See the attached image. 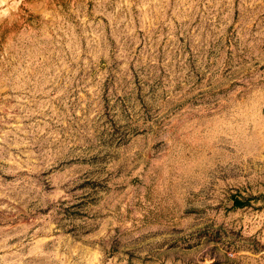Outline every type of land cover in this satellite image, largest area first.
<instances>
[{
	"label": "rangeland",
	"instance_id": "obj_1",
	"mask_svg": "<svg viewBox=\"0 0 264 264\" xmlns=\"http://www.w3.org/2000/svg\"><path fill=\"white\" fill-rule=\"evenodd\" d=\"M0 264H264V0L1 2Z\"/></svg>",
	"mask_w": 264,
	"mask_h": 264
},
{
	"label": "trees",
	"instance_id": "obj_2",
	"mask_svg": "<svg viewBox=\"0 0 264 264\" xmlns=\"http://www.w3.org/2000/svg\"><path fill=\"white\" fill-rule=\"evenodd\" d=\"M234 202H235V204H237V205L240 204V201H238V200H235Z\"/></svg>",
	"mask_w": 264,
	"mask_h": 264
},
{
	"label": "bare ground",
	"instance_id": "obj_3",
	"mask_svg": "<svg viewBox=\"0 0 264 264\" xmlns=\"http://www.w3.org/2000/svg\"><path fill=\"white\" fill-rule=\"evenodd\" d=\"M4 1H5V0H0V3H1V2H4Z\"/></svg>",
	"mask_w": 264,
	"mask_h": 264
}]
</instances>
